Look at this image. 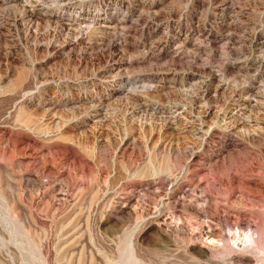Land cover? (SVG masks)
Listing matches in <instances>:
<instances>
[{"label":"rangeland","instance_id":"374dc122","mask_svg":"<svg viewBox=\"0 0 264 264\" xmlns=\"http://www.w3.org/2000/svg\"><path fill=\"white\" fill-rule=\"evenodd\" d=\"M53 1L0 0V264H264V0Z\"/></svg>","mask_w":264,"mask_h":264},{"label":"bare ground","instance_id":"6f19581e","mask_svg":"<svg viewBox=\"0 0 264 264\" xmlns=\"http://www.w3.org/2000/svg\"><path fill=\"white\" fill-rule=\"evenodd\" d=\"M3 1H5V0H3ZM37 1V0H36ZM47 1V0H46ZM49 1V0H48ZM62 0H54L53 2H56V3H60ZM30 13V12H29ZM258 46H259V44H258ZM260 49V52H262V53H264V51L261 49V48H259ZM256 51V50H255Z\"/></svg>","mask_w":264,"mask_h":264}]
</instances>
